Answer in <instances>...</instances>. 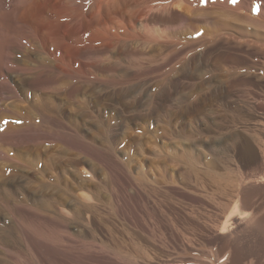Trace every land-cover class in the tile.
Returning <instances> with one entry per match:
<instances>
[{
	"label": "rangeland",
	"instance_id": "1",
	"mask_svg": "<svg viewBox=\"0 0 264 264\" xmlns=\"http://www.w3.org/2000/svg\"><path fill=\"white\" fill-rule=\"evenodd\" d=\"M37 1L0 0V8L7 5L26 9L17 26L30 36L29 43L27 38L20 39L22 43L18 39V45L11 42L4 45L0 37V119L8 120L15 114L24 127V141L19 150L22 159L20 173L16 178L19 180L11 182V179L12 185L8 182L7 187L11 185L8 188L16 191V196L21 199L34 197L36 201L35 211L24 206L15 218H5L6 224L17 229L13 235L15 242L12 240L16 249L12 264H208L207 261L219 264V260L221 263L225 252H219L221 255L214 258L209 256V247L204 249L198 245L203 237L215 241V237L205 234L208 228L204 219L217 222L216 214L220 211L216 202L229 204L236 197L242 199V194L249 187L254 188L255 202L264 200V194L260 192L264 184L262 177L248 174L254 163L264 157V150L254 137L246 136L248 130H254L252 126L264 113V106L258 109L259 113L253 114L241 105L238 95L243 93L242 90L228 85L230 74L227 68L235 60L220 62L218 55L228 53L237 57V63L250 65V75L257 79V88H251L253 91L250 92L256 97L261 94L260 100L264 96V79L257 77H261L263 69L256 65H261L263 57L246 49V46L240 45L241 48L238 43L233 44L232 38L228 37L227 41L226 29H221L222 34L217 31L216 37L211 39L202 35V30L209 32L213 29L211 26H200L197 29L200 34L194 28L184 27L183 39L186 40L181 47L178 74L167 72L157 76L159 72L154 71L151 75L137 78L129 86L101 85L80 91L37 86L33 84L32 73L24 69L27 62L39 63L41 56H46L39 51L35 38ZM88 1L75 0V4L85 5ZM216 1L195 0L192 6L213 10L218 2L224 0ZM254 2L246 0L249 10L244 9L243 13H250L264 22V1ZM90 37L91 33H86L84 39ZM187 38H192L194 43ZM197 41L201 43L199 46ZM188 43L190 47L185 46ZM192 47L197 48L196 53ZM51 48L54 52V46ZM190 48L192 51L189 53ZM167 60L166 64L175 61L171 57ZM250 100L254 101L252 97ZM233 112H238L239 116L233 117ZM256 114L258 118H255ZM263 132L260 134L264 135ZM31 134L35 136L32 142L35 151L31 150L32 145L27 140ZM247 138L258 148L256 153L242 150V143ZM214 140L217 142L215 150L225 155L230 166L226 171L228 174L225 173L228 180L223 183H213L208 177L204 178L207 184H214L215 189L211 191L198 185L195 171L205 169L207 161L212 159L214 149L211 144ZM6 147L12 149L9 145ZM6 162L9 164L8 160ZM32 171L35 172V189L32 188ZM234 182L241 184L242 189L237 188ZM217 192L224 195L219 196ZM243 221L236 218L233 230H243ZM201 224L204 229L199 227ZM214 226L218 227L216 223ZM184 233L201 237L196 236L190 242L183 239ZM203 255L207 261L201 259Z\"/></svg>",
	"mask_w": 264,
	"mask_h": 264
},
{
	"label": "bare ground",
	"instance_id": "2",
	"mask_svg": "<svg viewBox=\"0 0 264 264\" xmlns=\"http://www.w3.org/2000/svg\"><path fill=\"white\" fill-rule=\"evenodd\" d=\"M194 1L195 0H90L88 1L89 2L88 4L87 3L85 4L86 6L85 5L78 6L79 3L75 4V0H38L35 3V5H37V8H38L37 10L38 15H37V20H36L38 25H37V31L35 34V38L38 43L39 51L43 52L46 56H43V57L41 56V60L39 63L27 62L26 68L24 69L32 73L34 77L33 84L37 86H42V87L49 86V87H54V88H67L70 91L71 90L80 91L83 89H95V88H98L99 86L101 87V85L103 86L111 85L115 87L117 85H119V87L120 85L129 86V84L134 82L137 78L139 79L145 75L146 76L151 75L150 73L154 71L159 72L157 76H159V74L160 75L167 74V72H170V73L173 72V73L178 74V72L180 71L179 68H180L181 59H182L180 58V55H182L181 47H182V44L184 43L183 40L185 39V38L183 39L184 27H190L191 29L194 28L195 30H197L202 25H206V26L208 25V26H211L213 29H211L209 32L202 30V32H204L202 33L203 38L212 39L216 37L217 31L219 30L221 31V29H226L228 31V34L226 33L227 41H228V37L232 38L234 40L233 44L238 43L239 47L246 46V49L249 48L251 52L254 51L256 52V55L260 57L262 56L263 59L261 60L262 61L261 65L257 64V62H256L257 65L256 64L255 65L258 66L259 69H263L261 77H257V78L264 79V22H262L258 18L251 16L250 13H245V12L243 13V10L247 9L245 5L246 0L245 1L235 0V2H233V0H224L222 2H218L219 1L218 0L216 2H218L219 5H217L214 9L212 8L213 10L197 9V7L192 6ZM254 1L255 0H253V2ZM25 11L26 9L21 10V8L17 9V8L9 7L7 5H4L3 7L0 8V23L2 24V27L0 28V37H2L4 45L6 42L17 43L18 39L20 41V39L25 40V38H27V42L28 40H30L29 39L30 36L28 37L25 34V32L20 30V28L17 26L18 19H20V17L25 13ZM254 11L256 12L255 9ZM86 33L87 34L91 33V37L88 39H84V36L86 35ZM220 33L222 34V31ZM193 34L195 35V33ZM223 36H225V34ZM191 39L192 38H187V40H191ZM20 42L22 43V41ZM23 43L25 44V42ZM192 43L194 42L192 41ZM199 43H198V46H199ZM229 44H232V42ZM34 45H31V46L33 47ZM52 46H54V49H55L54 52L51 51ZM185 46L190 47L189 43L188 45L185 44ZM219 46L220 44L217 45V47ZM184 48H183V50H185L184 52L187 53L186 51L187 49H184ZM195 49L197 48H193V50L196 53ZM191 51L192 50L190 48L188 52L190 53ZM228 51L231 52L232 50H228ZM214 52L216 54V51ZM186 53L183 55H186ZM215 54H213V56ZM223 55L225 56L218 55L219 56L218 61L223 62L224 60H230V61L235 60V61H231L235 63H231L229 66L226 65L228 66L227 72L230 74L229 76L227 75L228 80L230 81L228 82V85L231 88L240 87L243 93H241V95H238L239 102L244 108H246L248 112L253 113V114L257 112L259 113L260 110L258 111V109L264 106V96L260 100L259 97L262 96L261 94H259V97H256L252 94V92H250L251 88H254L257 85V79H253L251 77L252 75H250L251 71L248 69L250 65L248 63H240V64L237 63L236 61L237 57L231 54L227 53ZM169 57L173 58L175 61H173V63L171 64H166L165 62L168 61L167 59ZM255 59L256 58L254 57V61ZM225 62H229V61H225ZM258 62L260 61L258 60ZM206 65L207 64H205V66ZM11 66L14 67V65H11ZM199 67H197L198 70L200 69ZM209 69H211V67ZM214 72L216 71L214 70ZM61 77H63V79H61ZM160 77L162 78V76ZM163 77L165 78V76ZM202 77L200 78L201 80L204 79V77L203 79ZM81 78H83V80L78 81ZM219 79L220 78H218V80ZM162 81H159V82L162 83ZM140 83L142 84L143 82H140ZM255 92L257 91L255 90ZM251 97L254 99V101L250 100ZM255 101L257 102L261 101L263 103L257 104ZM234 102L235 101H233V103ZM235 113L233 114V117L236 118V116H239V115H238V112L237 114ZM240 113L242 114L243 112H240ZM13 116H14L13 118L8 119V120H6L5 118L0 119V159L3 160V161L0 160L2 161L0 162V165H1L0 166V262H2V264H12L13 255L16 254V249L13 246L14 244L13 242H15V240L13 239V235L17 231V229L11 224L10 225L6 224L7 221L5 222V220L7 218H15V216L24 206L25 207L29 206V208H31L34 211L36 209V201L34 197H32V199H26V198L21 199V197H17L18 195L16 196L17 194L16 191H13L12 189L8 188L9 186L12 185L9 181L12 179L11 180L12 182L13 180H16V178L19 176L20 161L22 160L21 153L19 150H20V146L22 142L24 141V137H23L24 127L22 126L23 124H21L19 117L17 115L13 114ZM255 118H258V116ZM253 127H254V130H252V132L248 130L246 136L249 135L251 138L254 137L259 142V144L262 145L263 150H264V135H262V133L260 134V132L264 131V113L260 114V119L257 121L256 125L252 126V128ZM27 140L32 145V142L35 141V136L31 134L27 137ZM249 140L248 138L247 140L245 139L244 142L242 140L243 142L242 147L244 148L242 150H245L249 153H254L258 148ZM6 145H9V148L11 146L12 149H8ZM211 145L213 146V149H214L212 159L210 158V160L207 161L209 163L206 167H204L205 169H196L195 175H196L198 185H200L201 187L207 190L212 191V189H215L213 183H216V182L223 183V181L228 180L225 173H227L226 171L230 165L225 155L224 154L221 155L220 152H217L215 150L217 142H215L214 140L212 141ZM30 148L32 151H35V144H33L32 147L30 146ZM200 150H203V149H200ZM253 157H255V155ZM6 160L9 161L8 162L9 164H7ZM33 161L34 160L32 159V162ZM253 161L255 162L256 160H253ZM248 174L250 175L252 174L251 176H254V177L255 176L262 177L261 180L264 182V157L257 160V162L254 163V165L248 171ZM206 177H208V179H210L213 183L209 182L207 184L206 181L204 180V178ZM8 182L11 185L7 187ZM234 183L237 188L242 189L240 187L241 184L239 185L238 182L237 183L234 182ZM242 184H244V182ZM32 186H33L32 188L35 189L34 187L35 186V172L34 171H32ZM229 188L230 187H228V189ZM260 188L262 190L260 192L264 194V184ZM217 190L220 191V189H217ZM219 193L217 192V194ZM221 194L224 195L222 192L219 194V196H221ZM242 195H244L242 199L236 197V199H234V201L231 200V203L229 204H221L215 201L216 206L219 207L218 211H220V214L217 213L218 211H216L217 222L215 221V223L216 225H218V227H215L214 226L215 223L212 222L214 223L213 225L209 221L210 219L209 220L206 218L204 219L206 222L207 228H208L206 230L207 232L205 231V234L207 233L211 235L212 237H215L214 238L215 241L205 240L203 237L202 238L203 240L202 241L200 240V243L198 245L199 247L201 246L204 247V249L205 247L206 249L207 247H209L208 249H211L209 256L213 255L212 257L219 256L220 253L223 254L225 252V254L223 255L225 257H222L224 259L223 261H221V263L219 260V264H264V200L262 202L261 200L260 202H257V201L255 202L256 199L254 197L253 187L247 188L244 191V194ZM236 218H241L245 221V226L243 230H240V231L233 230L234 228L233 225H234ZM188 219H192V218L188 217ZM166 220L168 221L167 218ZM196 222L195 224L198 223ZM171 225L173 226V224ZM175 226L177 229V225ZM199 227L202 228L203 227L202 224L201 226L199 225ZM176 229L174 228V230ZM190 230H192V227ZM186 231H188V229ZM173 232L175 233V231ZM175 234L177 236V233ZM175 234L173 235L174 237H175ZM180 235L181 233L179 234V237ZM196 236L201 237V235L199 236V234L184 233L183 239L191 242V240ZM198 240L196 241V243L198 242ZM214 245L216 247L218 245L219 247L213 248ZM199 249L200 248H198L197 250ZM179 255H180V252H179ZM204 257L205 256L203 255L201 259L203 260ZM174 258H177V257L175 256ZM195 258L198 259V257H195ZM219 258H221V256ZM207 260L208 259H205L203 261H207ZM207 262L208 264L212 263L210 261H207ZM194 264H199V262L194 263Z\"/></svg>",
	"mask_w": 264,
	"mask_h": 264
},
{
	"label": "snow or ice",
	"instance_id": "3",
	"mask_svg": "<svg viewBox=\"0 0 264 264\" xmlns=\"http://www.w3.org/2000/svg\"><path fill=\"white\" fill-rule=\"evenodd\" d=\"M233 2H235V0H233Z\"/></svg>",
	"mask_w": 264,
	"mask_h": 264
}]
</instances>
